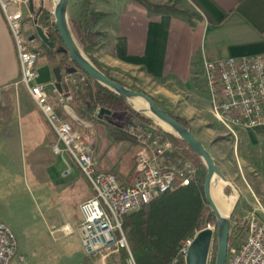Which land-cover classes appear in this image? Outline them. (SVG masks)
I'll use <instances>...</instances> for the list:
<instances>
[{
	"label": "crops",
	"instance_id": "obj_1",
	"mask_svg": "<svg viewBox=\"0 0 264 264\" xmlns=\"http://www.w3.org/2000/svg\"><path fill=\"white\" fill-rule=\"evenodd\" d=\"M147 1L167 3L176 10H150L139 0H68L67 15H72L73 25L87 28V37L97 36L101 52L93 60L104 73L131 89H136L132 82L151 84L170 110L188 122L228 179L226 183H233L238 197L235 208L247 217L257 201L264 208V180H255L264 179V126L241 129L236 137L228 134L211 113L201 74L204 60L264 54V0ZM178 2L192 7L195 15L182 11ZM85 4L97 14L87 13ZM48 5L52 0H33V9ZM38 62L47 63L42 57ZM62 75L60 93L72 90V98L59 104L52 94L55 108L73 129L93 130L87 142L98 169L132 183L138 175L133 159L138 143L130 130L147 127L137 117L122 123L112 111L98 116L100 107H87L85 91L74 95L77 88L66 81L70 74L63 71ZM19 79L14 40L0 9V171L24 172L37 183L43 180L44 186L58 185L62 195L56 201L46 194L44 210L51 221L63 215L54 228L67 237L65 246L69 245L74 264H90L94 260L85 255L76 227L81 219L78 205L93 194L92 188L68 153L54 152L56 134L24 85L17 83ZM244 170L252 173L245 186L234 181L239 174L244 178ZM58 176L62 182L56 181ZM65 224L71 233L61 230ZM17 250L21 254L19 243Z\"/></svg>",
	"mask_w": 264,
	"mask_h": 264
},
{
	"label": "built area",
	"instance_id": "obj_2",
	"mask_svg": "<svg viewBox=\"0 0 264 264\" xmlns=\"http://www.w3.org/2000/svg\"><path fill=\"white\" fill-rule=\"evenodd\" d=\"M0 9L17 52L20 66L17 83L24 85L53 128L56 134L54 152L68 153L92 188L93 194L78 205L81 219L76 231L85 255L97 264H115L119 250L124 249L127 256L122 264H136L122 230L123 216L166 191L189 184L195 172L194 163L179 155L164 131L136 127L130 130L138 143L133 158L136 179L128 184L114 173L98 169L87 142L93 130L73 129L51 99L53 94L55 101L63 104L72 98V90L62 94L53 81L36 82L43 44L37 26L49 37L48 27L37 22L34 12L37 8L30 11L27 0H0ZM201 76L211 113L228 134L236 137L241 129L264 126V54L204 60ZM66 81L76 87L77 80L71 74ZM246 219V234L228 243L225 264H264V208L258 201ZM61 230L66 234L73 231L68 224ZM192 239L185 238L179 248L184 258ZM17 248L15 233L0 221V264H12L16 256L23 261L24 256L18 254Z\"/></svg>",
	"mask_w": 264,
	"mask_h": 264
},
{
	"label": "trees",
	"instance_id": "obj_3",
	"mask_svg": "<svg viewBox=\"0 0 264 264\" xmlns=\"http://www.w3.org/2000/svg\"><path fill=\"white\" fill-rule=\"evenodd\" d=\"M139 1L150 10H159L163 7L176 10L174 6H169L167 3L154 4L147 0ZM85 11L90 14H97L89 8L88 4H85ZM182 11L187 13L185 10ZM34 12L37 22L41 26L48 27L49 39L55 45L53 48H49L43 43L40 57L51 66H59L62 70L64 64L59 62L57 55H60V57L69 56L67 53L56 50V47L62 44V41L55 27L53 15L49 9L41 7ZM72 23L70 22L71 31L74 37L77 38L79 27ZM85 30L87 31L86 27ZM93 62L102 70L94 60ZM83 88V81H81L79 89L73 90L74 95ZM92 103L94 106L112 108L122 104V98L107 87L94 81ZM163 108L176 120L185 126H189L183 117L166 107ZM163 134L177 147L180 156L194 163L195 172L189 184L166 191L140 209L123 216L122 230L136 264H171V262L173 264H185L184 257L178 252L182 241L185 238H193L199 230L207 227V224L212 222L216 224V219L204 196L203 182L206 172L204 163L182 139L168 132ZM224 191L227 194L229 189L225 188ZM245 234L246 226L244 224L239 221L234 224L230 223L228 243L243 238ZM215 252L216 236L213 238L208 264H214ZM126 256L127 252L120 249L114 263L122 264Z\"/></svg>",
	"mask_w": 264,
	"mask_h": 264
},
{
	"label": "rangeland",
	"instance_id": "obj_4",
	"mask_svg": "<svg viewBox=\"0 0 264 264\" xmlns=\"http://www.w3.org/2000/svg\"><path fill=\"white\" fill-rule=\"evenodd\" d=\"M178 3L180 4V2ZM180 6L183 8V10L187 11V13L195 15L194 9H192V7L188 5L186 6L183 3H181ZM45 8L51 11L52 5H48ZM67 16L69 20L72 15L70 14ZM77 33L79 36L74 38L80 50L87 58L92 61V63H94L92 59L98 57V54L101 52L97 43V36L92 35L91 37H87V31L82 26L78 28ZM57 57L59 62L63 63L64 65L73 64V62L67 56L60 57V55H57ZM73 67H76L75 64ZM69 74H71L72 78L77 80L76 87L74 88L79 89L80 82L83 81L84 88L82 90L85 91L83 96L86 100V104L88 105L87 107H91V109L100 107L94 106L92 103L94 80L88 77L87 74L82 72L80 69H77L75 72ZM82 76H84L83 80L81 79ZM132 85L136 88H133L134 90H140L147 94L151 93L155 97L154 100L158 105L166 108L168 107L167 109L169 110L171 109L169 106H167L165 97H163L159 91L154 90L151 87V84L143 81H137L132 82ZM106 109L111 110L112 115H114L113 117L117 118V120L122 123L126 122V120L130 118L137 117L138 119H141L142 123H144L147 128L156 129L157 131L161 132L164 131L157 119L151 115H148L150 116L149 118L142 115L141 113L136 112L123 100L122 104L119 106H113L112 108ZM95 114L96 113L94 112V114L91 116L95 117ZM104 117L105 119L109 118L106 115ZM229 167L231 169H237V166L232 163H229ZM243 173L244 178L238 173V178H236L234 181H238L240 184L245 186V181H252V173L246 170H244ZM79 179H82L80 175ZM58 180L62 182L63 178L58 176L56 181ZM220 180L221 179L219 177H216L213 181V185H216V182H219ZM255 180L262 181L264 179L255 178ZM230 182L231 181H229V183H225V186L222 188V192H224L223 194L226 197H231L236 193L235 189L231 187ZM56 186L57 187H53L52 185L44 186L43 180L37 183L34 178L29 177V175L24 172L16 173L12 171L7 173V171H0V221L9 225L17 235L19 252L24 256L23 261H19L17 259L18 257L13 258L12 264H74L71 258L72 252L69 250V245L65 246L67 237L54 228V226H56V220L61 219V217L63 218V215L60 214L58 217H52L51 221L49 214L45 212L43 206V199L46 194H50L54 199L56 198V201H58L57 197L62 195L60 188L58 185ZM225 188L229 189L227 194L224 191ZM73 196H76V193H73ZM240 204H244L243 200L241 199ZM246 206L248 207L249 205ZM57 207L62 208V205L57 204ZM238 210L239 209L236 208L233 209L230 217V223L234 224L236 221H239L246 226L247 219L244 213L242 214ZM207 226L212 229L216 228V224L213 222L207 224ZM30 247H34L35 249L30 250ZM89 263L97 264L95 263V260Z\"/></svg>",
	"mask_w": 264,
	"mask_h": 264
},
{
	"label": "water",
	"instance_id": "obj_5",
	"mask_svg": "<svg viewBox=\"0 0 264 264\" xmlns=\"http://www.w3.org/2000/svg\"><path fill=\"white\" fill-rule=\"evenodd\" d=\"M30 11L33 10V0H27ZM68 0H52V15L55 27L60 35L62 44L56 47L58 52L67 53L70 60L76 67L66 69V73L75 72L77 69L85 72L92 80L107 87L109 90L118 94L122 100L130 106L133 110L150 118L151 115L158 121L166 123L172 130H163L171 133L174 136L182 139L186 145L202 160L206 167L203 190L206 202L216 219V228L212 229L209 226L199 230L193 237L188 251L185 255V264H208L209 254L212 246L214 235L216 236V252L214 257V264H225L227 257V246L230 230V217L236 205V200L233 204L232 210L226 215L222 216L212 198L211 188L215 176H219L221 180L228 182V179L221 172L216 165L213 157L205 148L200 140H198L192 133L189 126H185L174 117L169 115L167 111L147 93L131 89L121 82L109 77L106 73L100 70L92 61L87 58L80 50L69 25L67 16ZM37 34L45 45L53 48L55 45L49 37L43 32L40 26L36 28ZM36 82L44 83L53 80L57 90L61 91V83L63 81L62 70L59 66H51L49 63L40 65L37 70ZM141 98L145 101L146 109H136L132 106L130 100L133 98ZM148 111L150 114H146ZM111 110L104 107L98 109V116L110 114Z\"/></svg>",
	"mask_w": 264,
	"mask_h": 264
},
{
	"label": "bare ground",
	"instance_id": "obj_6",
	"mask_svg": "<svg viewBox=\"0 0 264 264\" xmlns=\"http://www.w3.org/2000/svg\"><path fill=\"white\" fill-rule=\"evenodd\" d=\"M131 104L133 107H135L136 109H146L147 105L145 103V101L141 98H133L130 100ZM146 114H150L148 111H146ZM160 125L162 128H164L165 130H172L166 123L159 121ZM216 185H212L211 188V194H212V198L216 204V207L219 211V213L222 216H226L233 207V204L236 200V193L234 195H232L231 197H226L222 192V188L224 186V184L226 183V181L220 180L219 182H216Z\"/></svg>",
	"mask_w": 264,
	"mask_h": 264
},
{
	"label": "flooded vegetation",
	"instance_id": "obj_7",
	"mask_svg": "<svg viewBox=\"0 0 264 264\" xmlns=\"http://www.w3.org/2000/svg\"><path fill=\"white\" fill-rule=\"evenodd\" d=\"M73 66H74V63L73 64L62 65V72L63 71L65 72L66 69L73 68Z\"/></svg>",
	"mask_w": 264,
	"mask_h": 264
}]
</instances>
